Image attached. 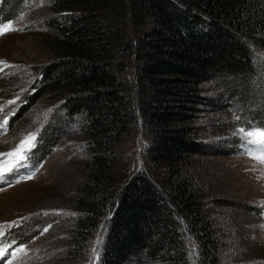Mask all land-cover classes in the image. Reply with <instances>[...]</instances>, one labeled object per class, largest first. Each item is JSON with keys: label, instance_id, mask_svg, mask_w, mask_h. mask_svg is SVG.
Masks as SVG:
<instances>
[{"label": "trees", "instance_id": "trees-1", "mask_svg": "<svg viewBox=\"0 0 264 264\" xmlns=\"http://www.w3.org/2000/svg\"><path fill=\"white\" fill-rule=\"evenodd\" d=\"M37 69L84 137L69 188L66 252H83L105 216L98 264H220L193 174L202 152L193 122L204 84L254 74L264 51V0H47ZM0 17L6 18L3 12ZM245 128L257 127L256 118ZM138 128L143 168L126 176L125 141Z\"/></svg>", "mask_w": 264, "mask_h": 264}, {"label": "rangeland", "instance_id": "rangeland-1", "mask_svg": "<svg viewBox=\"0 0 264 264\" xmlns=\"http://www.w3.org/2000/svg\"><path fill=\"white\" fill-rule=\"evenodd\" d=\"M48 5L0 0L6 16L0 17V28L15 29L0 35V264H98L108 216L83 252H66L65 227L74 215L69 188L84 158V137L78 120L67 119L60 101L36 86L37 69L48 59L42 45ZM253 62L252 76L204 84L206 98L193 122L202 152L183 165L195 177L220 264H264V163L252 158L264 149L240 131L259 129L245 128L253 117L264 126V51L255 53ZM30 136L35 137L30 148L6 155ZM144 145L139 128L125 141L126 176L143 168ZM186 245L187 264H197L194 243Z\"/></svg>", "mask_w": 264, "mask_h": 264}, {"label": "snow or ice", "instance_id": "snow-or-ice-1", "mask_svg": "<svg viewBox=\"0 0 264 264\" xmlns=\"http://www.w3.org/2000/svg\"><path fill=\"white\" fill-rule=\"evenodd\" d=\"M8 31H15V29H12L11 24H8L6 26H4L3 28H0V35L5 34V32ZM2 63V62H0ZM246 137H248V143L251 144H255L258 147H261L262 149H264V130L261 129H256V130H252V131H245L244 129L240 130ZM35 137L34 136H30L28 138H26L25 141H23L19 147L14 150L13 152H9L6 153L7 156H15L17 155V153L21 152L22 150H24L26 148V146L28 148H30L32 146V142H34ZM253 159H256L257 161L264 163V152H262L260 155H254L252 157ZM8 170H11V167L9 166ZM4 178V167L2 165H0V182L3 181ZM32 177H26V179H31ZM94 252L96 251L95 249L93 250Z\"/></svg>", "mask_w": 264, "mask_h": 264}]
</instances>
